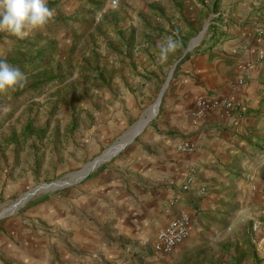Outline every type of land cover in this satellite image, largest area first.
Masks as SVG:
<instances>
[{
	"label": "crops",
	"instance_id": "crops-1",
	"mask_svg": "<svg viewBox=\"0 0 264 264\" xmlns=\"http://www.w3.org/2000/svg\"><path fill=\"white\" fill-rule=\"evenodd\" d=\"M139 2L143 19L158 23L155 53L169 36L180 42L166 60H154L162 69L170 62L172 71L158 116L124 152L71 189L1 217L7 219L0 222V264L259 260L250 237L257 208L250 210L248 201L260 198L253 189L260 190L263 165L243 161L242 151L264 145V37L258 36L264 0ZM159 80L145 84V105ZM222 99L238 109H200L206 100ZM185 143L190 152L180 149ZM180 212L190 218L187 238L170 254L155 253L156 233Z\"/></svg>",
	"mask_w": 264,
	"mask_h": 264
},
{
	"label": "rangeland",
	"instance_id": "rangeland-1",
	"mask_svg": "<svg viewBox=\"0 0 264 264\" xmlns=\"http://www.w3.org/2000/svg\"><path fill=\"white\" fill-rule=\"evenodd\" d=\"M116 2L113 6L112 0H48L54 16L43 27L22 39L0 31V60L14 66L26 61L30 55L23 56L24 51L16 48L27 44L34 45L31 56L41 51L48 58V63L40 67L43 77L37 76L33 66H25V85L0 92V214L12 209L24 194L68 180L121 143L156 103L171 70L170 62L164 69L154 62L161 60L160 51L153 50L160 40L158 23L152 17L150 21L143 19L139 0ZM261 33L260 38L264 37ZM175 55L179 58L181 54ZM44 77H52L57 84L33 89L31 84ZM159 77L155 96L145 105V84ZM260 78L264 81V76ZM161 107L160 103L158 114ZM26 126L32 133L24 132ZM242 152L243 161L253 162L256 169L263 165L257 170L261 172L260 190L253 189L260 198L247 204L250 210L253 205L257 208L253 218L257 224L250 237L258 243L259 260L247 264H264V145L256 150L248 146ZM72 187L39 192L13 214Z\"/></svg>",
	"mask_w": 264,
	"mask_h": 264
},
{
	"label": "clouds",
	"instance_id": "clouds-1",
	"mask_svg": "<svg viewBox=\"0 0 264 264\" xmlns=\"http://www.w3.org/2000/svg\"><path fill=\"white\" fill-rule=\"evenodd\" d=\"M54 16L48 0H0V31L18 38L27 37L32 31L46 25ZM180 42L169 36L160 45V58L166 60ZM27 76L18 67L0 60V92L23 87Z\"/></svg>",
	"mask_w": 264,
	"mask_h": 264
},
{
	"label": "built area",
	"instance_id": "built-area-1",
	"mask_svg": "<svg viewBox=\"0 0 264 264\" xmlns=\"http://www.w3.org/2000/svg\"><path fill=\"white\" fill-rule=\"evenodd\" d=\"M116 0H112V5H116ZM262 33L258 32V36ZM201 110L213 109H223L227 113L233 112L238 109V105L231 100L222 99L217 101L206 100L201 103ZM183 151L190 152L192 146L185 143L180 148ZM264 179V173H263ZM192 183V178L187 179V184H185L182 189L187 190L189 184ZM189 215L185 212H180L178 216L172 219L164 228L160 229L156 235L153 242L152 249L157 254L167 255L170 254L175 248H177L188 236L189 234Z\"/></svg>",
	"mask_w": 264,
	"mask_h": 264
},
{
	"label": "water",
	"instance_id": "water-1",
	"mask_svg": "<svg viewBox=\"0 0 264 264\" xmlns=\"http://www.w3.org/2000/svg\"><path fill=\"white\" fill-rule=\"evenodd\" d=\"M172 71L170 72V76L168 80H170ZM166 88V84L164 85V88L161 90L156 103L152 106L149 114L146 115V119H143L139 121L131 130H129L124 137L125 140H123L121 143L112 146L108 150H106L101 156L96 158L93 162L89 163L85 168L80 170L79 172L73 174L72 176L69 177L68 180L66 181H60V182H55L51 184H45L40 187H37L33 190L30 191V193H26L23 195V197L15 204L12 209H8L4 211L3 213L0 214V218L6 216L9 212L14 211L18 206L22 205L24 202H26L30 197L33 195H36L39 192H47V191H53L56 189H62L68 186L73 185L74 183L78 182L79 180L85 178L92 170L97 168L99 165L104 163L105 161L109 160L113 156H115L121 149H123L127 144L132 142L134 138L140 134L145 126L148 124V122L156 116L158 112V107L160 105L161 99H162V94L164 89Z\"/></svg>",
	"mask_w": 264,
	"mask_h": 264
},
{
	"label": "trees",
	"instance_id": "trees-1",
	"mask_svg": "<svg viewBox=\"0 0 264 264\" xmlns=\"http://www.w3.org/2000/svg\"><path fill=\"white\" fill-rule=\"evenodd\" d=\"M17 50H23L25 55H32L33 50H34V45H21L19 47L16 48ZM28 57L26 61H23L21 63H19L17 66H14L12 63L10 62V65L14 66V67H18L22 72L23 68L25 66H33L34 71L36 72L37 76H42L44 74L41 73L40 71V67L46 65V63H48V58L44 57V53L41 51H36L34 56ZM57 83L55 82V80L52 77H44L42 81L40 82H35L33 84H31V86L33 87V89H37V87L39 85H45V87H51L52 85H56ZM24 132L26 133H32V131L30 130V126H26V128L24 129ZM245 254L240 255V259L244 258ZM238 263V262H237Z\"/></svg>",
	"mask_w": 264,
	"mask_h": 264
}]
</instances>
